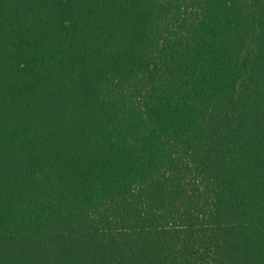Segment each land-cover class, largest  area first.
Wrapping results in <instances>:
<instances>
[{"label": "trees", "instance_id": "obj_1", "mask_svg": "<svg viewBox=\"0 0 264 264\" xmlns=\"http://www.w3.org/2000/svg\"><path fill=\"white\" fill-rule=\"evenodd\" d=\"M0 264H264V0H0Z\"/></svg>", "mask_w": 264, "mask_h": 264}]
</instances>
